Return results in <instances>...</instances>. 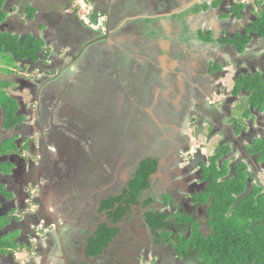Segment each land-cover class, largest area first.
<instances>
[{
  "label": "flooded vegetation",
  "instance_id": "1",
  "mask_svg": "<svg viewBox=\"0 0 264 264\" xmlns=\"http://www.w3.org/2000/svg\"><path fill=\"white\" fill-rule=\"evenodd\" d=\"M11 1L14 2H4L7 18L0 23V32L43 38L56 47L49 46L52 53L48 59L42 57L37 64L22 66L23 70L32 67L61 70L66 66L65 58L69 52L80 48L82 35L89 32L76 14V0H40L37 5L34 0H26L24 16L20 17L15 15L19 7H13ZM85 1L91 5V13H105V27L108 25L111 38L116 40L118 31L124 28L121 26L130 24L121 15L129 8H136V0ZM142 1L147 5L153 0ZM123 3L128 7L125 8ZM221 3L223 5L211 9L229 15L221 19L222 24L208 22L199 29L200 24L185 25L179 20L164 30H157L155 35L150 33L141 53L143 64L149 65L154 73L144 72L141 76L138 72L135 81L139 83L136 90L139 94L135 100H139L143 111L138 110L139 114L131 116L129 127H123L121 122L109 123L111 136L106 131L98 136L91 135L89 130H83L84 125L81 127L75 122L78 118L70 111L62 112L60 124L48 126L47 120L36 119V124L29 122L35 116L29 111L26 126L20 130L5 132L0 127L11 136L9 138H15L16 145L29 148L28 151L19 147L18 153L0 159L11 165L9 174H0V185L5 187L8 196L0 195V218H5L0 228V240L10 236L18 246L17 250L7 249L0 253V264H213L203 261L202 253L206 254V260V256L210 259L215 256L222 262L225 257V263L227 251H232L235 246L229 245L234 241L229 236L237 231H220L214 226L231 213L225 216L220 206L222 212L216 218L214 196L204 173L210 170L206 177L214 181L220 175L219 170L225 171L226 175L218 179L222 182L238 176V168L242 171L245 189L235 197L233 208L241 200L252 204L250 199L254 193H258V201L264 196L261 178L264 160L260 161L262 151L256 146L258 140L264 143V92L248 87L243 81L250 79L253 85L264 87V35L253 29L259 18L264 17V0H226ZM239 4L244 9L237 10ZM205 5L204 11L196 6V17L212 15L209 5L206 2ZM234 8L239 17L232 12ZM32 9L36 11L34 17L29 13ZM151 25L156 29L155 24ZM225 30L228 34L223 36ZM159 33L161 37L156 35ZM192 35L195 36L194 43H188V37ZM125 36L129 37L128 34ZM132 38L136 42L143 36L134 34ZM115 57L113 63L117 64ZM128 68L130 70L131 66L123 69ZM83 69L79 68L80 78L85 77ZM239 82L242 86L238 90ZM150 84L162 92L169 90L171 96L153 95L147 89ZM86 93L93 95L91 91ZM153 107L160 109L157 122L149 115ZM146 120L155 126L153 130ZM39 124L41 127L37 130L35 125ZM100 136L118 141L117 155L105 153L107 149L93 141ZM73 138L81 144L76 141L77 146H73L70 143ZM214 141L217 142L212 149ZM66 143L72 148L65 146ZM86 149L94 153L97 161L88 171H84L79 159L83 158L82 152ZM102 149L104 163L97 157ZM147 161L154 163L156 170L150 173L148 184L134 205L136 175ZM75 166V174L67 175V171ZM83 173H87L86 176ZM90 177L94 178L93 183H90ZM91 196H94L92 203L84 206ZM119 199L126 202L123 218H116L121 207L119 202L114 207L109 206ZM256 205L259 206V202ZM257 224L253 220L252 228H247L246 232L250 235L258 232ZM104 226L118 230V233L101 255L88 258L85 245ZM52 237L57 238L59 250ZM22 251L28 255L24 262L16 257ZM57 252L59 260L51 261ZM249 253L245 264H255L254 256Z\"/></svg>",
  "mask_w": 264,
  "mask_h": 264
},
{
  "label": "trees",
  "instance_id": "2",
  "mask_svg": "<svg viewBox=\"0 0 264 264\" xmlns=\"http://www.w3.org/2000/svg\"><path fill=\"white\" fill-rule=\"evenodd\" d=\"M5 0H0V23L6 20L7 14L3 10ZM215 3H219L218 1H214ZM218 5V4H216ZM200 8H206L205 3L201 4L199 6ZM244 9V6L238 5L236 6L237 10L240 8ZM241 8V9H242ZM234 8L232 9V12H234L238 17L240 16L239 12ZM35 10H31L29 13H31V17H34ZM78 13V8L76 9V14ZM98 13H92L90 15L91 23L96 24L97 23V16ZM100 14V13H99ZM98 14V15H99ZM105 14V13H103ZM102 14V15H103ZM264 23V17L262 16L259 18L258 25H255L253 29H257L261 31V35H264V25H261ZM85 28H87L85 25L82 24ZM107 31L106 34H103L101 32L93 31L89 28V32H85L84 36L82 35V41H81V47L76 51L71 50L69 52L70 55V64L69 66L66 64V66H62L63 68L61 70H56L55 72L51 71H45L44 77L41 76H35V85L40 86L34 94L32 89H30L34 99H37L35 108H30L31 112L33 114L37 115V120H47V125L53 124V123H61L60 117L62 112H65L69 109L71 104L69 101H66V95L69 93L67 91V86H65V72L67 70H70L73 67L75 69H79L84 64L83 62L87 61L88 55L91 51L94 52H101L104 45L107 44L111 39L110 34V28L108 25H106ZM115 47L116 43H113ZM243 48V47H242ZM50 48H47V42L43 38H37L35 36H25V37H19L15 36L9 33L0 32V63L5 64V68H2L1 71L3 73L12 74L8 69L9 67L16 66L19 70L24 71L21 64L26 65L24 68L31 66L32 64H37L39 61H41L42 57L45 59H48L49 56H51ZM114 56V53L112 54ZM113 56L108 57L111 61L112 66L117 67L118 69H123L125 67H128L129 62L132 60L131 56L125 52H121L120 55H118V63H113ZM31 63V64H28ZM84 70V69H83ZM83 76H87L85 73ZM246 85L250 88H255L259 90V92H264V87L262 86H255L253 83H251L250 79H244L243 80ZM242 83V82H241ZM240 82L238 90L242 86ZM16 84L13 81L10 80H0V127L2 129L8 130H20L22 127L26 126V113L23 112L21 109V100L15 96L13 92H10L9 89L12 87V90H15ZM261 87V88H260ZM84 95V94H83ZM85 94L84 96H86ZM260 96V95H259ZM86 102L82 101V107L85 109H78L75 107L80 114V116L84 119H89L90 117H100L101 115H105L103 110V103L99 101H95L90 99H86ZM89 103V104H87ZM92 105L95 107L93 108ZM88 108V109H86ZM36 110V112H35ZM81 110V111H80ZM91 110L95 111L93 113ZM34 111V112H33ZM142 113V112H141ZM140 113V114H141ZM76 117V115H75ZM40 122V121H39ZM98 123L105 128L104 131L108 133L109 136H111L110 129L106 126H104L101 122L98 121ZM41 124V123H40ZM38 125V127H41V125ZM118 124L115 121H111V125ZM122 124L119 125L121 127ZM46 127V126H45ZM124 127V126H123ZM123 127H121L123 129ZM103 131V132H104ZM134 134V133H133ZM74 139V138H73ZM260 144V150L262 151L260 158V161L264 160V143L261 140H258ZM257 141V142H258ZM2 142V141H1ZM11 145V146H9ZM20 147H24L23 145ZM24 149H28L26 146ZM257 150V149H256ZM12 153H18L17 145L15 144V138L9 140H4L3 143L0 144V159L2 156L12 154ZM143 167L138 171L136 175V188L133 192V204L135 205L136 198L139 196V193L143 188H145L148 184V177L150 173L155 172L156 166L151 161L144 162ZM11 169V165L7 162H2L0 160V174H9ZM210 170H205L204 176L205 179L209 183V188L211 190L212 195L214 196V203H215V215L216 218L219 214V212H224L225 214H230V216H227L225 219H222L223 222H216L214 226L216 225L217 228L220 231H227V230H235L237 231L236 234L233 233V235H230V238H233L234 241H231L232 243H229V245H235L232 251H227L226 255V261L225 257L223 258V261L221 262L219 258L217 259L215 256L210 259L206 256L207 260L205 259V253H202L201 257L203 261H208L209 263L213 264H245V259L247 255L251 254L255 258V264H264V250L262 249V243H264V196L261 197L258 201V193H254V196L250 199L252 201V204L249 203L247 200H241L236 204V207L233 208L235 204V200H237L235 197H237L240 192H244L245 189V177L241 175V170L238 168V176L229 179L227 181L219 182L220 178L224 177L226 175L225 171H220V175H218V178H215L214 181H211L209 178L206 177L207 174H209ZM214 178V176H213ZM219 179V180H218ZM256 192V191H255ZM258 192L260 194V189L258 188ZM7 196L5 187L0 185V195ZM8 197V196H7ZM121 205L119 213L116 215V218H123L126 214L127 208H124L123 205L126 204V202L122 201V199L115 200L114 204L110 203V207H114L116 203ZM259 202V206L256 205V203ZM220 206L222 210H220ZM233 208V211L230 212ZM259 211V212H258ZM151 216V215H150ZM226 216V215H225ZM5 219V218H4ZM2 219L0 221V228L3 226V223L5 220ZM1 220V218H0ZM257 221V226L255 234H249L246 232L247 228H252V222ZM216 221V220H215ZM153 226V225H151ZM217 229L216 227H214ZM118 233V230H115L113 228L108 227H101L99 228L98 232L92 235L89 238V241L87 245H85L86 248V256L88 258H95L98 255H101L103 250H105L111 241L116 237ZM257 236V237H256ZM253 237V238H252ZM252 239L255 240L254 246L252 243ZM12 237L8 236L5 238H2L0 240V253L6 252L7 249H14L17 250L18 246L15 242L12 241ZM240 239V240H239ZM190 243L191 241H188ZM186 242L185 245L188 243ZM239 243H241V248H239ZM181 246V245H180ZM205 252V251H204ZM221 253V252H220ZM218 253V255H220ZM223 255V254H222ZM238 258V259H237ZM84 264H89L88 262H85Z\"/></svg>",
  "mask_w": 264,
  "mask_h": 264
},
{
  "label": "rangeland",
  "instance_id": "3",
  "mask_svg": "<svg viewBox=\"0 0 264 264\" xmlns=\"http://www.w3.org/2000/svg\"><path fill=\"white\" fill-rule=\"evenodd\" d=\"M13 1L14 2L11 1L10 4H12L13 7H19V9H18L19 12L18 13L16 12V14H15L16 17L18 15H19V17L24 16V13H23L24 7H25L24 2L26 0H13ZM223 1H226V0H222V1L219 0V3H215L213 5V7L218 8L219 6L223 5V3H221ZM235 1H237V0H235ZM38 3H40V0H34L35 5H37ZM75 4H76V7L78 8L79 17L81 14H87L89 12V10L92 8L91 6L87 5L85 0H76ZM216 4H218V5H216ZM84 5H86V8ZM123 6L125 8L128 7L126 3H123ZM209 7H210V5H209ZM127 11L128 10H126V12ZM133 11H135V10H133ZM126 12H124V13H126ZM11 13H13V12H11ZM121 16L123 17V15H121ZM228 16L229 15L227 14L225 17H228ZM98 17H99V19L105 18L104 15H101ZM158 25L159 24L154 25L156 27V29H154V27L151 24H127L126 26H121L124 28L122 30L118 31V33H117L119 35V37L117 38V43H116L117 47H115L111 43V41H109L108 46L106 44V45H104L105 47H100V48H103L100 53L91 51L90 54L88 55L87 61L83 62L84 64L82 65L81 68L85 69V71H86L85 74L87 75L86 77L80 78L81 71L79 69H75V67H73L70 70H67L65 72V79L66 80L64 82H65V86H67V91H69V93L66 95L65 100L69 101V103L71 104L67 108H69L68 111H70L71 113L73 112L76 115V117L78 118V120H76L75 122L78 123V125H80L81 127H83V125L85 126V128L83 129L84 131L89 130L91 135L93 133H95L97 136L100 135L101 132L105 130V128L103 126H101L98 123V121L103 123L104 126L111 123V121L121 122V123H123L124 127L127 128V127H129V123L131 122V120H130L131 116L132 115L136 116V114H139L138 110L139 111L142 110L143 106L142 105L139 106V104H138L139 100L138 101L135 100V99H138L137 94H139L138 92H136V90L139 89L138 88L139 83H137V81H135V79L138 78V72L141 73V76H142V74H144V72L151 74V75H153V73H154L151 71L149 65L147 66V65L143 64V62H142L143 53H141V51H143L146 48L145 44H143V43L145 42V40L149 39L150 33L154 32V35H155L156 31L159 30ZM128 27H131L132 29L128 30L127 29ZM125 34H128L129 37L125 36ZM134 34H136L138 36L142 35L143 38L136 41V42H133L132 39L135 36L133 38H132V36ZM227 34H228V30L227 31L225 30V34H223V36H226ZM156 35L158 37H161L160 33H159V35L158 34H156ZM124 36L128 37V38L125 39ZM204 36H205V33H204ZM211 37L213 38V35ZM194 38H195L194 35L189 36L188 37V43H191V42L194 43ZM130 39H131V41H130ZM196 41H198V40L196 39ZM46 42H47L48 47L49 46H51L52 48L55 47L54 44L53 45L48 44L49 40H46ZM134 44H136V46ZM199 45L204 46V44H199ZM199 45H197V46H199ZM139 47H140V50L138 51L137 49H139ZM149 48L151 49L150 52L152 53V51H153L152 47L150 46ZM66 50H68V49L66 48ZM122 51L123 52L127 51V53L131 54L133 57V58L131 57L132 60L129 62V65H128L129 67L131 66L130 70H129V68L120 70L117 67L112 66L111 61H109L110 59H108V57L113 56L112 54L114 53V55L116 57L115 56H113V57H115V59L118 60L117 57H118V55H120V53ZM146 51H148V49H146ZM65 63L66 64L70 63V55H67V57L65 58ZM21 66L25 67L26 65L21 64ZM2 68L6 69L5 64L0 63V80H10V81L15 82V84H16L15 90H12L13 88L10 87L9 91L13 92L15 94V96H17L21 100V109L23 110V112L26 113V115H29V111L31 110L30 108H35V105L37 102V99H34L32 93L30 91V89H32L33 93L36 94L35 91L40 87L38 85L31 87V85H35V81H34L35 76H39V77L43 76L44 77L45 71L55 72L57 70L55 67L48 68V69L44 68V69H40V70H38L36 67H32V68H28V70L21 71L18 69V67L12 66V67H9V69H8L12 74H8V73H3V71H1ZM90 72H92V73L90 74ZM142 83L145 84L146 81L142 82ZM225 83H228V81L225 80ZM147 89L153 95L154 94L156 95L157 87L152 86V84H150V86ZM87 91H92L93 95L86 93L87 94L86 96L79 97L80 95L84 94ZM168 92H169V90H168ZM168 92L164 91L161 94L164 97H167V96L170 97L171 94ZM148 96L151 97L150 95H148ZM159 97L157 96V98H159ZM90 98L92 100H94V102L99 101V102L104 104L102 111L105 113V115H101L100 117L95 116L97 118L96 120L92 119L93 117H90L89 119H84L80 116L78 111L75 110L76 109L75 107H77L78 109H81V108L85 109L82 107V101L86 102L85 100L90 99ZM164 101H166V100H164ZM87 104H89V103H87ZM218 105H217V107H218ZM159 106L160 105L158 103V107ZM92 107L95 108L93 105H92ZM163 107L167 108L168 106L166 104H163ZM86 109H88V108H86ZM91 111L93 113H95V111H93V110H91ZM159 111H160L159 108L153 107L151 115H157V113ZM95 115H96V113H95ZM160 115H158V116H160ZM239 115H240L239 113L235 114L236 117H239ZM235 116H233V118H235ZM36 117H37V115L35 114V116H32L30 118L29 122L33 121V123H34V120L35 119L37 120ZM156 119H157V117H156ZM226 120L227 119L224 120L225 123H226ZM79 122H81V123H79ZM146 122H147V125L151 126L150 130H153V128L155 126L151 125L152 122L150 123L147 120H146ZM34 124H36V123H34ZM227 124H229V122H227ZM35 126H36L35 127L36 129L39 128L38 125H35ZM209 126L211 128L213 127V125L211 123H209ZM209 126L206 129L207 132L210 129ZM36 129H35V134H36V131L38 130V129L37 130ZM4 131L6 132L5 129H4ZM155 131H156V129H155ZM35 134L33 133L32 135H35ZM9 137H11V136L0 130V144L3 143L4 140H8V139H10V142H11V138H9ZM95 138L93 139V141L96 144H98V146L101 145L103 147V149L104 148L107 149L105 151V153H107V154L110 153V155L112 154V156L114 154L117 155V151L119 150L118 149L119 145L117 143L118 141H114V139H112L108 136H100L97 139H95ZM76 141L80 142L77 139H72V140H70V143H72V145L76 147L77 146ZM216 142L217 141H214L212 143V149L214 148V144ZM80 144H81V142H80ZM196 145H198V143H196ZM9 146H11V145H9ZM65 146L71 147L67 143L65 144ZM256 146L260 147L259 141L256 142ZM19 147L20 146L17 144V150L18 151H19ZM103 149L97 155V157L100 161L104 160V158H105V153L103 152ZM212 149H210V150H212ZM95 151H96V149H95ZM78 152H80L79 147H78ZM82 153L84 156H83V158L79 157V159L84 165V171H88L90 166L95 165L97 161L94 157L95 156L94 153L90 149H86L85 152L83 151ZM25 155H27V153ZM33 158L36 159L35 157H33ZM108 159L109 158H106V160H108ZM102 163H104V161H102ZM75 169H76V166L72 167L70 170L67 171V175L75 174V172H76ZM86 174L87 173H83L84 176H86ZM263 176H264V173H262V175H261V178H262L263 183H264ZM90 179L92 180V181L90 180V183H93L94 178L90 177ZM93 191H94V189H93ZM78 195H76L74 197L77 199ZM93 197L94 196H91L90 198H88L86 200L85 204H83V203L82 204L85 206V205H87V203L88 204L92 203V201L94 199ZM79 199L82 200L81 197H79ZM31 209L34 210L33 207ZM19 214H20V216H24V214H22V213H19ZM2 219H4V218H1L0 221H2ZM81 233H78V234L81 235ZM52 241L54 242L56 248L58 249L57 238L52 237ZM120 248L121 247H119V249ZM1 253H4V252H1ZM18 254L19 255L16 257L19 258L21 260V262L23 259L28 257V255L25 251L19 252ZM118 254H122V253L118 252ZM58 256H59V254L57 252L54 255V257H52L51 261L59 260L56 258ZM22 257H24V258H22ZM114 260H116L117 262L119 261V259H117V258H115ZM23 262H24V260H23Z\"/></svg>",
  "mask_w": 264,
  "mask_h": 264
},
{
  "label": "crops",
  "instance_id": "4",
  "mask_svg": "<svg viewBox=\"0 0 264 264\" xmlns=\"http://www.w3.org/2000/svg\"><path fill=\"white\" fill-rule=\"evenodd\" d=\"M154 1V0H153ZM149 1L147 5L144 3L145 1L136 0V8L135 11L128 10L123 17L125 21H130V24H159V30H164L166 27H169L172 24H176L177 21H183L182 24H200L199 29L203 27V24H208V22L212 24H220L221 19L225 17V15L215 12V10L211 9L214 5V1L218 0H209L205 1L207 5H210V11L212 13L211 16L207 15H195L196 6H200L203 0H155ZM153 2V3H152ZM128 5V4H127ZM138 7V8H137ZM133 9V7H132ZM206 8H202V10H206ZM201 10V9H200ZM224 22V21H222ZM222 24V23H221ZM174 27V26H173ZM222 29V28H221ZM224 32V30L222 29ZM137 39V38H136ZM111 43H115L117 40L111 38ZM166 58V57H163ZM165 59H163L164 61ZM157 93L160 95L162 93L161 89H157ZM86 92L84 93V95Z\"/></svg>",
  "mask_w": 264,
  "mask_h": 264
},
{
  "label": "built area",
  "instance_id": "5",
  "mask_svg": "<svg viewBox=\"0 0 264 264\" xmlns=\"http://www.w3.org/2000/svg\"><path fill=\"white\" fill-rule=\"evenodd\" d=\"M83 18L85 19L86 24L89 25L93 30L106 34L107 29L104 24V18L99 19L96 24L91 23V21L87 17L83 16Z\"/></svg>",
  "mask_w": 264,
  "mask_h": 264
},
{
  "label": "clouds",
  "instance_id": "6",
  "mask_svg": "<svg viewBox=\"0 0 264 264\" xmlns=\"http://www.w3.org/2000/svg\"><path fill=\"white\" fill-rule=\"evenodd\" d=\"M87 5H89V6H91L89 3H87ZM85 6V8H86V5H84ZM86 13V12H85ZM97 13L99 14V11H97ZM97 14V16H101L103 13H100L99 15ZM90 15H92V13H91V9L89 10V12L87 13V14H81L80 15V20L82 21V23H83V25H85L86 27H88L89 29H91V30H93L89 25H87L86 24V22H85V19L83 18V16L84 17H87L90 21H91V19H90ZM104 15V14H103ZM79 16V15H78ZM105 19V18H104ZM99 20V17H98V19H97V21ZM94 24V23H93ZM93 31H96V30H93ZM96 32H99V31H96ZM102 33V32H101Z\"/></svg>",
  "mask_w": 264,
  "mask_h": 264
},
{
  "label": "water",
  "instance_id": "7",
  "mask_svg": "<svg viewBox=\"0 0 264 264\" xmlns=\"http://www.w3.org/2000/svg\"><path fill=\"white\" fill-rule=\"evenodd\" d=\"M91 93H92V91H91ZM88 94H90V93H88ZM67 109H69V108H67ZM81 110H82V108H81ZM65 112L67 113V111H65ZM149 113H150V115L152 114V108H151V110L149 111ZM158 115H160L159 112L157 113V115H151V117H152V119H153L154 121L157 122L158 117H160V116H158ZM156 117H157V119H156ZM92 119L96 120L97 118H96V117H93ZM79 193H80V192H79ZM79 193H78V194H79ZM64 198H66L65 195H64ZM68 199H69V197L67 198V200H68Z\"/></svg>",
  "mask_w": 264,
  "mask_h": 264
}]
</instances>
